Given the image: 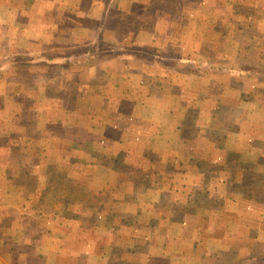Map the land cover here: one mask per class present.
<instances>
[{"label": "rangeland", "instance_id": "374dc122", "mask_svg": "<svg viewBox=\"0 0 264 264\" xmlns=\"http://www.w3.org/2000/svg\"><path fill=\"white\" fill-rule=\"evenodd\" d=\"M80 1L43 0L36 6V0H0V32H4L0 33V91L13 93L6 97V112L0 111V122L13 119L33 120L37 115L35 107L37 109L42 103L56 106L57 118L60 119L63 118V112L57 104L69 105V114L65 113L64 117L69 122L76 120L80 110H83L81 113L85 120L96 114L95 109L99 105L97 98L102 95L101 88L91 86L90 91L87 88L84 99L79 102L75 90H71L70 95L60 94V80H56L58 84L52 81L57 74H62L58 69L61 66H47L43 60L38 61L37 65L31 64L36 57L27 52L29 42L35 43L40 38L38 33L28 31L25 25L28 16L38 14L42 15L44 27L47 25L58 28L59 31L54 33L55 41L62 37L61 30L65 33L67 31L64 36L69 42L74 37L96 40L97 33L93 30L76 32L75 29L80 23H89L85 20L89 14L99 19L101 3L110 2L109 14L107 10V15L103 16V21L98 22V25L120 29L117 36L125 47L118 50V82L121 80V71L127 66L134 67L135 71L144 69L157 72L160 79L153 78V83L158 87L170 90L176 85L186 89L182 92V99H179L182 103L177 104V98L171 97L168 90L162 99L171 110L178 109L186 114V119L181 124L185 137L189 138L193 134L192 122L198 128L199 122L205 126V130L198 129L199 136H216V139H221L222 131L224 138L232 141L240 136L243 153L239 154V161L233 153L230 155L232 159L228 161L190 160L191 164H195L197 172L203 175L198 187L191 182V174H179L181 180L189 186L183 184L172 194V199L190 203L187 206L191 208H184L189 215L184 218L187 225L183 228L182 237L189 238L190 235L194 241L190 244H195V257L185 264H192L193 259L197 261L196 264H253L252 260L248 261L250 251L260 254L261 264H264V253L261 251L264 249V238L254 240L258 236L259 224L264 225V0H86L81 6ZM46 2H55L49 15L43 14ZM143 3L146 6L144 10ZM141 27L154 30L153 47L133 45L136 30ZM123 28H128L129 32L126 33ZM33 29H36L35 25ZM110 34L112 38L115 36L114 31ZM144 37L143 35L140 41ZM41 41L42 39L38 42ZM39 48L43 53L38 57H55L53 54L63 53L56 48V53L52 49L49 52L46 47ZM90 50L91 46L79 50L71 48L70 54H79L80 57L84 55L85 61L89 59ZM84 65L87 69L89 62L85 61ZM70 70L68 72L71 73L72 66ZM30 71H36L37 75L33 77ZM95 82L99 85L104 83L100 78ZM45 88L50 92L48 95L37 94L42 91L45 93ZM201 114L202 119L199 120ZM171 118H175L179 126V118L172 113ZM6 131V145L10 146V150L0 152V173L6 166L11 169L21 163V155L35 154L21 153L18 129L7 126ZM189 140L186 138L185 147L184 144L182 146L185 151L193 148ZM252 151L261 152L263 156L256 159V155H249ZM53 156L54 173L50 184L55 198L66 197L70 204H75L79 199L86 203L104 200L100 195L85 189L89 177L82 176L80 170L74 169L67 160L65 149L57 151ZM133 162L139 163L135 165L139 168L145 164L143 160ZM184 162L188 167V160ZM155 167V170L152 166L146 169L147 174L138 173L139 170L133 168L137 170V174L130 170L132 175H124L122 171L127 169L123 166L119 168L121 175L117 182L136 178L139 180L138 186H147L152 182L158 184L161 179L166 182L174 180L175 177L169 176L170 173L159 176L152 173L158 170L168 171L170 165L164 164L158 170V166ZM14 177L29 190L36 185L35 177L30 175ZM3 182L0 175V186ZM2 189L0 188V193ZM69 209L74 214L78 206H69ZM224 223H227V229H224ZM210 232L214 239L209 241L207 235ZM180 244H172L170 247L176 249L184 243ZM190 244L183 245L181 251L189 252ZM210 247L214 252H226L224 255L220 252L213 254L209 251ZM239 251H245L247 255H238ZM211 254L213 255L210 256ZM148 262L158 264L155 260ZM131 263L141 264V258L134 256Z\"/></svg>", "mask_w": 264, "mask_h": 264}, {"label": "crops", "instance_id": "0c3cea01", "mask_svg": "<svg viewBox=\"0 0 264 264\" xmlns=\"http://www.w3.org/2000/svg\"><path fill=\"white\" fill-rule=\"evenodd\" d=\"M41 1L43 0H36L35 5L38 6ZM85 1L81 0L80 6ZM109 6L110 2L101 3L99 19L89 14L85 19L89 23H80L75 29L76 32L93 30L97 33L96 40L74 37L69 42L64 36L67 31L65 33L61 30L62 37L55 41L54 33L59 31L58 28L47 25L44 27L42 15L28 16L25 25L28 31L38 33L42 39L40 43V39H36L35 43L29 42L27 52L36 57L31 64L34 66L43 60L47 66H61L58 69L62 74H57L52 82L58 84L57 81L60 80L62 95H70L71 90H75L78 102L84 99L85 90L88 88L87 91H90L91 86L101 88L102 95L97 98L99 105L95 109L96 114L87 120L81 113L83 110H80L76 120L69 122V119L64 118L65 113L69 114V105L64 104H57L63 112V118H57L58 108L48 103H42L37 109L35 107L37 115L35 114L33 120H1L0 152L6 153L10 150V146L6 145L8 126L19 130L17 132L20 136L17 137L21 153L35 154L21 155V163L11 169L6 166L0 173L4 180L0 186L3 188L0 193V264H132L134 256L141 258V264H149L150 260H155L158 264L188 263L189 259L195 257V244H190L194 242L190 235L189 238H183L182 232L187 225L184 218L189 215L184 208L191 207L187 206L190 205L188 201L181 203L172 199V194L183 184L189 186L181 180L179 174H191V182L198 187L202 183L203 175L197 172L195 164L190 162L191 159L228 161L232 159L230 155L233 153L240 160L239 154L242 155L243 149L240 136L235 141L224 138V131L221 139H216V136H199L198 129L205 130L201 122L199 128L192 122V136H184L181 124L186 119V114L178 109L171 110L163 102L168 89L153 83V78L160 79L157 72L144 69L135 71L134 67L127 66L121 71V80L118 82V50L125 47L117 36L120 29L98 25V22L103 21V16L107 15V10L109 14ZM54 7L55 2H46L43 14L49 15ZM145 7L143 3V10ZM1 24L2 21L0 26ZM34 25L36 29H33ZM123 30L129 32L128 28ZM111 31L115 32L113 38ZM153 31L146 27L138 28L133 45L153 47ZM98 33L101 34L98 36ZM143 35L144 40L140 41ZM90 46L92 50L88 55L89 59L85 60L89 62L86 69L84 55L80 57L79 54L74 56L70 53L71 48L79 50ZM39 47H46L49 52L52 49L53 53L62 50L63 53L53 54L55 57H38L43 53ZM55 48L57 51H54ZM71 66L70 73L68 71H71ZM30 74L33 77L37 75L36 71H30ZM97 78L103 79L104 83H96ZM183 90L186 89L176 85L168 90L171 97L177 98V104L182 103L179 99ZM49 93L47 88L45 93L37 92L41 95ZM9 94L13 93L0 91V111L6 112V97ZM171 113L179 118V126L176 119L171 118ZM200 119L202 114L199 115ZM58 120L60 121L57 122ZM186 138L190 139L189 143L193 146L188 151L182 148L183 144L185 147ZM245 142L244 140L243 143ZM63 149L74 169L80 170L82 176L89 177L90 181L87 180L85 189L100 195L104 198L103 201L100 199L86 203L79 199L75 204H70L66 197H54V189L50 184L54 173L53 155ZM249 155H256V159L263 156L261 152L255 151ZM138 160L145 161L142 168L135 167L139 163L134 164L133 161ZM185 160L190 163L188 167ZM164 164L170 165V170H158ZM118 165L127 169L122 171L124 175L137 174V170L138 173H146L145 170L150 166L155 170L157 165L158 171H153V174L159 176L170 173L169 176L175 178L170 182L161 179L158 184L152 182L147 186H138L139 180L136 178L117 182L121 175V167L118 168ZM21 175L35 177L36 185L29 190L14 177ZM69 206H78L77 212L70 213ZM223 227L227 229V223ZM263 227L262 223L259 224L258 236L254 240L264 238ZM213 239L210 232L207 240ZM180 243L190 244V251H181L183 245L176 249L170 247L172 244L181 245ZM210 249L213 254L220 252L224 255L226 252H214L211 247ZM261 251L264 253V249ZM239 254L247 255L245 251H239ZM259 255L250 251L248 261L261 264ZM263 258L264 256L262 260ZM196 263L193 259L192 264Z\"/></svg>", "mask_w": 264, "mask_h": 264}]
</instances>
